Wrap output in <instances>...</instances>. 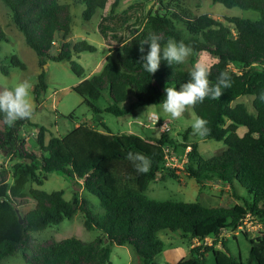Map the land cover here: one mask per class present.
<instances>
[{"label": "trees", "instance_id": "obj_1", "mask_svg": "<svg viewBox=\"0 0 264 264\" xmlns=\"http://www.w3.org/2000/svg\"><path fill=\"white\" fill-rule=\"evenodd\" d=\"M1 1L10 10L27 46L38 56L41 68L47 61L69 63L70 70L81 80L72 90L83 99L94 118L105 113L126 117L141 107L161 105L165 87L179 90L189 80L190 71H185L183 64L170 66L162 60L155 74L144 70L140 57L147 54L148 45H144L143 54L139 49L149 33H163L162 46L168 39L189 45L193 49V63L202 52L213 56L216 62L209 67L208 77L211 84L217 83L221 72H227L232 86L222 90L221 98H206L192 109L196 117L208 121L210 133L201 138L222 143L225 149L206 158L197 144L183 146L191 148L183 174L199 186L198 195L210 185L227 187L235 204L214 208L199 199L187 203L147 198L149 185L165 169V149L176 153V142L168 136L171 132L142 138L114 133L104 121H100L101 129L79 124L65 136L49 141L40 134L38 157L27 151L21 135L25 126L36 124L25 119L10 126L0 113V158L14 161L9 168L0 166V264L18 255L25 264H111L114 246L131 247L141 264H157L155 259L165 250L160 238L163 233L179 234L180 239L190 244L196 240L203 243L206 238L214 240L212 246L192 247L190 257L176 264H206L210 253L216 264H264V231L256 239L241 231L250 243L246 261L233 257L226 239H220L223 232H236L247 218L264 227V102L259 99L264 92V0H211L227 9L256 12L257 20L217 19L203 14L182 21L159 0L158 12L136 18L134 24L126 27L125 37L101 22L100 35L107 43L118 45V49H114L115 56L111 55L113 49L109 50L99 74L90 78H86L84 68L72 58L94 53L96 48L86 41L74 46L68 42L72 32L68 4L59 0ZM82 2L86 22L108 6V0ZM171 3L176 10H182V0ZM139 5L131 6L123 15ZM117 6L115 1L111 14ZM111 19V16L103 18L105 22ZM177 21L184 23L183 29ZM2 42H8V37L0 24ZM9 58L11 66L26 69L16 56ZM0 69L9 75L7 67L1 65ZM45 79L43 70L34 89L37 107L47 92ZM242 97L252 98L250 106L238 102ZM68 119L74 121V115ZM240 129L245 131L243 135ZM129 152L146 155L151 160L150 170L138 173L127 159ZM53 172L78 184L96 197L98 204L77 193L66 200L63 191L48 193L29 187L43 186L47 175ZM78 213L84 216L86 231L100 233L92 241L77 237L38 238V234L73 219ZM219 243L224 252L216 249Z\"/></svg>", "mask_w": 264, "mask_h": 264}, {"label": "rangeland", "instance_id": "obj_2", "mask_svg": "<svg viewBox=\"0 0 264 264\" xmlns=\"http://www.w3.org/2000/svg\"><path fill=\"white\" fill-rule=\"evenodd\" d=\"M118 1L113 14H111L112 4ZM164 6L176 14L182 21L186 18H195L197 16L207 14L213 18L223 19V17H241L249 20L259 19V14L253 11H242L238 8L227 9L222 4H213L211 0H182V10L178 11L172 6V0H162ZM61 4H68L71 8L72 15V32L68 42L74 46L76 43L86 41L90 46L96 48L94 53L86 52L78 56H73L72 61L80 64L85 75H93L100 71V67L96 68L100 62L105 63L104 57L109 53L110 49L112 56H115L118 45L107 43L104 41L98 31V26L101 22L108 24L116 33L122 37L128 35L125 31L128 25L136 22V18H144L148 14L158 12L160 8L159 0L152 2H139V0H108V6L105 10H98L94 17L86 22L83 17L85 5L82 0H59ZM140 4L129 11V14L123 15L125 10L131 6ZM141 6V7H140ZM161 11H164L163 9ZM111 16L110 21H104L103 18ZM0 24L3 26L8 37V42L0 43V67L1 65L9 69V75L6 76L0 69V91L12 88L16 83L27 80L32 84L31 99L33 103V116L31 122L36 124V127L25 126L21 130V135L26 141V149L28 152L41 155V150L38 144V136L44 135L46 141L52 137H63L73 129L74 122L80 125H87L91 128H100V119H94L93 114L88 107L83 104V99L75 93L72 88L78 84L80 80L71 70L67 62L47 61L44 68L39 65V58L36 53L25 43L23 34L14 25L10 10L0 0ZM179 28H184V23L177 21ZM16 56L26 67L25 70L11 66L10 58ZM194 55L188 57L183 63L185 71H191L194 64L202 63L208 67L216 62V59L209 53L202 52L197 56L193 63ZM232 68L239 70L238 67L232 65ZM46 72L47 92L43 100H47L42 106L37 107L35 102L34 89L38 84L39 75L42 71ZM133 95V94H132ZM133 100L134 98L131 97ZM252 98L242 97L239 102L247 103L250 106ZM104 102H101L103 105ZM128 106V104L126 105ZM38 108V109H36ZM151 113L159 116L161 121L170 122L171 134L168 136L172 141L176 142V157L177 164L181 166L185 155L183 146L197 144L200 152L206 158H210L221 153L225 146L222 143L203 139L194 134L191 124L196 117L193 109L190 108L178 120H173L166 114L161 105H151L137 109L132 115L126 117H115L111 114H103L101 121H104L114 133L118 134H136L143 137L160 136L158 129L151 127L144 129L141 125L147 124V120ZM74 115V122L68 119L69 115ZM1 128V125H0ZM189 130L190 133L185 132ZM240 134H244V130L240 129ZM185 135L187 139H185ZM14 164V161H9L5 164L8 168ZM29 187L38 188L48 193L53 191H63L66 200H71L75 193L81 198L89 200L93 204H98V199L89 195L83 188L75 182H71L62 174L53 172L47 175L43 186L31 184ZM199 186L195 181L189 179L183 174L182 169L176 167H167L158 175V179L152 182L145 195L150 200L155 201H174V202H195L199 199L206 202L211 207H226L235 204L232 200L231 193L227 187L221 185H210L205 187L201 194L198 195ZM245 192V191H244ZM249 228H245V233L250 239H256L264 231V227L260 223H249ZM226 244L229 247L233 257L240 258L246 261L250 243L241 232H227ZM100 233L98 231L88 232L84 229V216L78 213L73 219L66 220L60 225L51 226L45 232L38 234L39 239L49 237L70 238L77 237L84 241H92ZM160 238L165 243V250L155 259L157 264H173L179 261L186 260L190 257V250L193 244L180 239L179 234L163 233ZM220 247V248H219ZM174 251H173V250ZM217 250L223 251L221 244L216 247ZM171 252H175V258L168 261L167 257ZM224 252V251H223ZM3 264H25L22 256L18 255L9 258ZM111 264H141L139 258L135 255L133 249L128 246L112 247ZM206 264H216L213 255L210 253L206 256Z\"/></svg>", "mask_w": 264, "mask_h": 264}, {"label": "clouds", "instance_id": "obj_3", "mask_svg": "<svg viewBox=\"0 0 264 264\" xmlns=\"http://www.w3.org/2000/svg\"><path fill=\"white\" fill-rule=\"evenodd\" d=\"M163 33H149L148 37L140 44L139 51L143 54L144 45H148L146 55H141L142 67L149 74H155L160 68L161 61L168 65L183 64L193 53V49L184 42H177L168 39L162 46ZM210 69L208 66L197 62L189 73V80L182 84L177 90L176 87H165L166 96L161 102L163 111L171 119L178 120L190 108L197 103H202L206 98L219 99L223 95V89L232 86L231 79L227 72H221L217 83L212 85L209 80ZM32 84L27 81H20L10 89L0 91V113H3L4 122L14 125L18 120L31 119L33 116V103L31 99ZM259 99L264 102V92H261ZM208 121L195 117L191 127L194 134L205 137L210 133L207 127ZM162 124L161 129H165ZM127 159L132 161L138 173H147L151 167V160L142 153L129 152Z\"/></svg>", "mask_w": 264, "mask_h": 264}, {"label": "built area", "instance_id": "obj_4", "mask_svg": "<svg viewBox=\"0 0 264 264\" xmlns=\"http://www.w3.org/2000/svg\"><path fill=\"white\" fill-rule=\"evenodd\" d=\"M147 127L148 128H151V127H154L156 129H158L159 133L160 134H166V133H170V122L169 121H161V119L159 118V116L155 113L151 114L147 120ZM162 124H166L167 127L165 129H161V126ZM191 148L190 147H187L186 150H185V155H184V158H183V163L181 166H178L177 164V157H176V153L170 149V148H166L165 149V159H166V164L165 166L167 167H176V168H179L182 169V172L184 170V165L185 163L187 162V155L188 153L190 152ZM7 160H4V159H1L0 158V166H3L5 167V164H7ZM6 168V167H5ZM249 223H253V221H251L249 218L245 219L243 222L240 223L239 225V228L236 232H241V231H244L245 228H249ZM229 232V231H227ZM227 232H223L221 235H220V239L221 240H225L227 239ZM214 243V240L211 239V238H206L205 241L203 243H201L200 241H195L194 244H193V247H198L200 246L201 244L205 245V246H212ZM221 244V243H219ZM218 246V245H217ZM220 248V247H219Z\"/></svg>", "mask_w": 264, "mask_h": 264}, {"label": "crops", "instance_id": "obj_5", "mask_svg": "<svg viewBox=\"0 0 264 264\" xmlns=\"http://www.w3.org/2000/svg\"><path fill=\"white\" fill-rule=\"evenodd\" d=\"M108 55H110V53H108V54L104 57V59H106V57H107ZM72 59H73V58H72ZM104 65H105V63L102 64V62H100V64H98L96 68H99V67H100V68L102 69ZM101 69H100V70H101ZM99 72H100V71H99ZM99 72H97V73H95V74H93V75L99 74ZM93 75H91V76H90V75H85V76H86V78H90V77H92ZM80 82H81V80L78 81V84H79ZM47 98H48V97H46L44 100H42V103H41L40 106H42V104L47 100ZM238 102H239V101H238ZM240 103H241V102H240ZM151 114H153V113H151ZM101 116H102V115L97 116V117H95V118L93 117V118H94V119H97V120L100 119V121H101ZM73 122H74V121H73ZM73 124H74L73 129L76 128V127L79 125V124H77V123H75V122H74ZM141 126H142L144 129H146V130L149 129V128L147 127L146 124H142ZM138 136H140V137H142V138H145V137H143V136H141V135H138ZM172 250H173V249H172ZM173 251H174V250H173ZM175 254H176L175 252H171V254H169V256L167 257V260L170 261V260L174 259V258H175ZM173 264H176V263H173Z\"/></svg>", "mask_w": 264, "mask_h": 264}, {"label": "water", "instance_id": "obj_6", "mask_svg": "<svg viewBox=\"0 0 264 264\" xmlns=\"http://www.w3.org/2000/svg\"><path fill=\"white\" fill-rule=\"evenodd\" d=\"M20 223L23 224V221L20 219Z\"/></svg>", "mask_w": 264, "mask_h": 264}]
</instances>
